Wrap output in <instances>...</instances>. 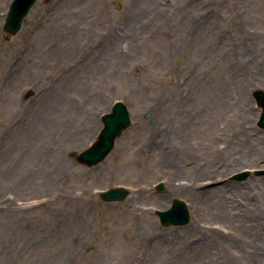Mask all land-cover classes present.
<instances>
[{"label": "rangeland", "instance_id": "rangeland-1", "mask_svg": "<svg viewBox=\"0 0 264 264\" xmlns=\"http://www.w3.org/2000/svg\"><path fill=\"white\" fill-rule=\"evenodd\" d=\"M157 1L37 0L11 35L0 0V264H264V0Z\"/></svg>", "mask_w": 264, "mask_h": 264}, {"label": "water", "instance_id": "water-1", "mask_svg": "<svg viewBox=\"0 0 264 264\" xmlns=\"http://www.w3.org/2000/svg\"><path fill=\"white\" fill-rule=\"evenodd\" d=\"M37 0H11L6 14L3 29L6 33L14 35L22 27L24 18L28 15ZM263 94L259 93V99ZM264 105L262 99L259 101ZM149 114H146L148 116ZM103 127L97 139L87 148L82 150L77 156L80 163L94 165L102 161L114 146L115 139L122 130L131 124L130 113L126 104L122 100H116L111 110L102 115ZM258 125L264 128V113L258 120ZM244 174H238L242 177ZM162 184L158 185L161 188ZM128 194L126 187H116L101 192L104 201L122 200ZM160 223L164 226L182 225L189 221L190 211L185 201L175 198L169 208L156 210Z\"/></svg>", "mask_w": 264, "mask_h": 264}, {"label": "bare ground", "instance_id": "bare-ground-1", "mask_svg": "<svg viewBox=\"0 0 264 264\" xmlns=\"http://www.w3.org/2000/svg\"><path fill=\"white\" fill-rule=\"evenodd\" d=\"M144 2L150 4L149 6H152V5H153V7L157 8V6H156V2H157V4H158V1H157V0H144ZM151 4H152V5H151ZM261 35H262V34H261ZM261 35H260V36H261ZM262 36H264V35H262ZM246 82H248L249 84H250V83L253 84L255 87L258 86V82H257L256 79L254 78V76H252L251 74H249V75L246 77ZM152 133L155 135L156 131H153ZM260 142L263 143V142H264V138H261V139H260ZM173 150H174V148L172 147V149H169L168 152H169V153L175 152V151H173ZM172 174H173V173H172ZM172 174H170V176H169L170 181H174L173 178H172V177H173ZM179 188H180V187H179ZM206 197H207V196H206ZM206 197H205V198H206ZM233 206H234V203H233V202H230L229 200H227V203L224 201V202H221V203L218 204L219 210H221L223 214H224V213H231V212H232V208H233ZM262 206H263L262 209H264V204H263ZM256 209H257V212H258V206H257ZM257 215H259V212L257 213Z\"/></svg>", "mask_w": 264, "mask_h": 264}]
</instances>
